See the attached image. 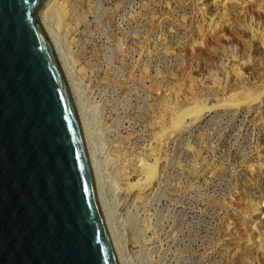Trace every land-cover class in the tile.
Wrapping results in <instances>:
<instances>
[{
  "label": "rangeland",
  "instance_id": "1",
  "mask_svg": "<svg viewBox=\"0 0 264 264\" xmlns=\"http://www.w3.org/2000/svg\"><path fill=\"white\" fill-rule=\"evenodd\" d=\"M46 12L123 264H264V0H52Z\"/></svg>",
  "mask_w": 264,
  "mask_h": 264
},
{
  "label": "water",
  "instance_id": "2",
  "mask_svg": "<svg viewBox=\"0 0 264 264\" xmlns=\"http://www.w3.org/2000/svg\"><path fill=\"white\" fill-rule=\"evenodd\" d=\"M46 1L0 0V264H120Z\"/></svg>",
  "mask_w": 264,
  "mask_h": 264
},
{
  "label": "bare ground",
  "instance_id": "3",
  "mask_svg": "<svg viewBox=\"0 0 264 264\" xmlns=\"http://www.w3.org/2000/svg\"><path fill=\"white\" fill-rule=\"evenodd\" d=\"M51 2H52V0H47L46 1L45 5L43 7L44 10L42 8L43 11L42 10L40 11V18H41V21H42V23H43V25L45 27V30L48 33V36H49V38L51 40V43L53 44V47H54V49L56 51V54H57V56L59 58V61L61 63V66L63 68L65 76L67 78L71 93L73 95L76 107H77L79 115L81 117V121L83 123V128H84V132H85V135H86V139H87V143H88L89 151H90V155H91L92 168H93V172H94L95 182H96V185H97L99 199L101 201V205H102V209H103V212H104V215H105V218H106L107 226H108V229H109V232H110V235H111V238H112V241H113L117 256L119 258V262H120V264H123V262L121 260L120 245H119L118 239L116 237L115 231H114V229H113V227L111 225V220H112L111 219V212H109V207H108L107 202H105V199L103 197V189H102V186H101L100 172H99V168L97 167V161H96L95 152L93 151V148H92V142H91V139H90L89 130H88V127H87V124H86V121H85L86 119H85V116H84L83 108L81 106V101H80V97H79V90L77 89V87L75 86V83L73 82L72 75H71V70H70V68L68 66L67 60H66V58L64 56V53L61 50L58 33L54 29H52V27L50 25L52 19L50 17H48L49 14H48V12H46L47 9H49V7H50ZM44 15L47 16V18L45 17V19H44L43 18ZM202 111L203 110H201V112ZM197 114H198V112H197ZM143 169L146 172V177L148 178V181H154V178H155V176L157 174V165L151 166V165L145 163V164H143Z\"/></svg>",
  "mask_w": 264,
  "mask_h": 264
}]
</instances>
